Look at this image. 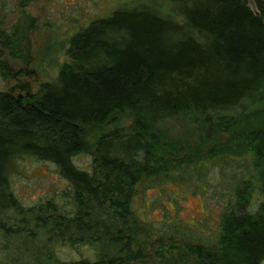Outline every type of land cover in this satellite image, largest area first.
<instances>
[{
  "label": "trees",
  "instance_id": "1",
  "mask_svg": "<svg viewBox=\"0 0 264 264\" xmlns=\"http://www.w3.org/2000/svg\"><path fill=\"white\" fill-rule=\"evenodd\" d=\"M141 1L74 30L68 62L36 93L0 91V264H135L145 259L137 247L145 228L194 264H264V129L216 142L240 120L264 125V0H169L181 22ZM13 6L0 0L2 81L9 60L28 61L29 35L40 27L24 12L4 27ZM170 119L195 124L200 144L167 140L159 125ZM82 154L89 170L73 163ZM18 159L53 165L67 186L25 205L7 174ZM193 178L204 219L213 205L221 210L214 228L179 223L168 208L139 224L138 184L183 189L178 183ZM158 247L159 264H172Z\"/></svg>",
  "mask_w": 264,
  "mask_h": 264
},
{
  "label": "rangeland",
  "instance_id": "2",
  "mask_svg": "<svg viewBox=\"0 0 264 264\" xmlns=\"http://www.w3.org/2000/svg\"><path fill=\"white\" fill-rule=\"evenodd\" d=\"M134 1V3L130 2V6L142 2L141 0ZM145 1L156 7L161 15L177 22L182 21L172 11L169 0ZM128 2L129 0H14L13 11L7 16L4 27L13 25L21 17V12L39 20L40 27L29 35L28 61L9 60L12 75L7 81H2L0 78V91L22 97L36 93L41 83L53 81L57 76L60 65L68 62L65 54L66 42L74 30H77L88 19L100 15H109L112 8L126 6ZM249 7L254 10L251 2H249ZM259 122L253 119L240 120L228 131L229 133L218 135L216 142L225 140L232 133L264 129V125ZM130 123L129 118H122L121 125L123 127H129ZM159 128L165 138L174 143L187 145L191 149L200 144V130L195 124H189L181 119H170L160 124ZM73 163L79 169L89 170L91 158L89 155H78L73 158ZM7 174L11 178L16 195L27 206L37 205L40 200L45 201L46 198L54 193H60L67 186L66 181L56 173L55 167L48 163H34L27 159L13 160L7 165ZM215 178H217V175ZM195 182L197 181L193 178L192 181L178 183L183 186V189L175 185L147 189L144 187L145 184H138L132 202V209L139 224L146 223L145 220L150 223L159 220L161 210L168 208L169 215L176 216L178 214L179 223L194 222L200 229L203 227L207 229L214 228V222L221 210L218 205H213L211 215L209 214L210 219L207 221L204 219L207 214L202 203L206 200L203 195L199 194L200 191L198 190L200 189L195 188ZM173 191L179 194L178 199L173 196ZM174 199L178 202V210L175 211L172 210ZM152 205L158 206V209H152ZM174 223H177V221ZM165 234L163 232V236ZM160 235L162 233L152 232L146 228L140 231L137 237V247L141 249L145 259L135 264H159L160 260L157 258L155 251L159 249V241L166 247L167 251L164 253V259L168 262L172 264H194V259L184 255L182 249L170 250L168 247L170 241L162 239L161 242ZM173 237L177 241V246L184 248L179 243L182 238ZM59 252L61 256L66 254L65 250Z\"/></svg>",
  "mask_w": 264,
  "mask_h": 264
}]
</instances>
